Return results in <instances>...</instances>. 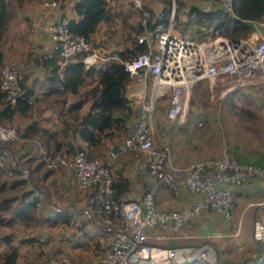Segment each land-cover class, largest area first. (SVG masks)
<instances>
[{"label": "crops", "instance_id": "obj_1", "mask_svg": "<svg viewBox=\"0 0 264 264\" xmlns=\"http://www.w3.org/2000/svg\"><path fill=\"white\" fill-rule=\"evenodd\" d=\"M76 1L62 0L54 6L45 4L44 0L12 1L13 13L1 42L4 60H16L22 65L25 85L40 91L41 98L39 105L34 103L26 111H16L12 118L3 120L18 125L21 135L8 144V155L12 160L29 164L32 178L23 179L19 173L9 175L0 169V224L6 230L0 235V264H9L5 256L11 246L18 249L14 264H35L44 257L60 253L77 256L83 264H92L113 236L103 229L96 216L91 188L78 186L73 167L50 168L45 164V153L55 149L70 154L73 146H81L91 155L100 154L105 161L115 158L114 173H121L130 180L126 194L130 198L140 197L151 189L159 206L182 207L191 204L197 196L187 187H182L179 193L174 194L167 186L147 176L140 160H123L120 156L126 151L117 153V157L120 155L118 158L111 154L110 158V152L117 149L124 134H115L113 138L105 136L97 147L81 136L78 125L93 103L91 88L98 82L97 72L86 78L84 84L79 86L78 93L62 91L56 89L59 85L56 86L50 79L52 66L46 65L42 59L44 53H51L53 49L49 25L62 14H68L71 19L80 17L75 9ZM183 2L182 5H186H181L178 12L181 32L185 33L183 36L186 38L197 39L202 34V20L196 18L191 7L214 9L222 5L217 0ZM162 4L161 0L151 2L152 8L156 10ZM250 23L248 35L263 38L264 14L258 19H251ZM7 35L12 36V39L6 43ZM102 55L92 65L99 67L106 62ZM79 59V56L68 60L59 57L58 63L63 66L68 61ZM149 78H152L150 74L145 80L139 72L133 73L127 81L126 92L133 112L130 120L132 125L135 124L142 100L148 95L146 85ZM80 99H84L81 107L72 109L71 103ZM30 125L33 130L26 134ZM166 135L169 140L170 134L166 132ZM185 147L176 153L179 148L173 146L171 161L186 163L191 152ZM41 184L43 186L39 187ZM32 196L39 203L31 207L29 212L32 217L24 221L19 218V212ZM263 218L264 179L254 177L239 187L232 219H226L214 207H208L185 224L188 236L179 235L171 227H166L160 230L165 234L164 237H155L152 231L149 239L159 246L199 245L207 240L202 235L203 226L212 223L213 233L222 234V238L214 243L216 252H210L208 258L194 264H248L262 253V245L254 236V225L255 220Z\"/></svg>", "mask_w": 264, "mask_h": 264}, {"label": "built area", "instance_id": "obj_2", "mask_svg": "<svg viewBox=\"0 0 264 264\" xmlns=\"http://www.w3.org/2000/svg\"><path fill=\"white\" fill-rule=\"evenodd\" d=\"M142 11V34L140 41L147 43V49L136 56L122 60L126 69L133 73L141 72L146 80L152 76L154 87L142 100L137 123L132 132L126 135L112 150V155L127 150H143L147 154L148 173L165 184L174 194L187 187L197 193L191 204L182 207H161L157 204L153 190L145 191L140 197L115 198L114 172L109 161L90 156L85 148H77L72 154L48 152L44 162L50 168L73 167L77 184L82 188H91L96 216L103 229L112 233L99 257L92 264H185L208 258L210 252H216L215 242L222 234H202L207 238L199 245L159 246L149 239L153 231L155 237H164V233L155 231L156 226H168L179 235L188 236L184 228L192 216L200 214L208 207H214L226 219H232L239 187L254 177L264 179V164L240 160L236 155L225 154L217 157L189 159L186 163L176 164L170 159L169 146H157L152 133V121L157 108V89L164 85L173 86L183 82L198 81L221 73H239L243 69L261 67L264 63V41L253 49L241 45L238 37L205 47L207 41L215 39L219 32L216 24L202 23L199 38H186L175 27L176 4H170L154 12L148 7V0H130ZM226 10H232L234 0H217ZM50 6L59 5L61 0H44ZM68 14H62L49 25L53 38V52H59L62 60L82 55L87 66L100 58V51L84 35L74 34L70 30ZM152 25L149 26V23ZM220 40H218L219 42ZM201 43V44H200ZM105 60L120 59L115 54H103ZM1 88L6 98L15 104L20 98L35 102L40 91L31 94L25 92L23 73L19 64L4 60L2 65ZM19 138L14 126H5L0 121V169L9 175L20 170L23 179L32 178L31 166L12 160L6 141ZM37 196V195H33ZM32 199L38 200L36 197ZM255 239L262 245V253L248 264L264 262V218L255 220ZM216 262V261H215ZM219 263V262H218ZM39 264H82L77 258L67 255H54L43 259Z\"/></svg>", "mask_w": 264, "mask_h": 264}, {"label": "rangeland", "instance_id": "obj_3", "mask_svg": "<svg viewBox=\"0 0 264 264\" xmlns=\"http://www.w3.org/2000/svg\"><path fill=\"white\" fill-rule=\"evenodd\" d=\"M152 1L148 0L146 3L154 12L156 9L152 8ZM161 1L163 4L157 10L167 7L171 2V0ZM182 3L185 2L175 0L176 14H178ZM109 6L112 12L116 14L101 24L91 40L102 54H112L127 46L132 41L133 36L135 37L140 33L137 24L143 18L142 11L136 8L130 0H109ZM119 11L122 12L118 13ZM175 27L182 35L185 34L181 32L178 15L175 18ZM222 29V27L219 28V32L215 34L216 38L207 41L204 46L210 48L217 43L220 44L222 41L231 39L227 35H222ZM238 38L241 40V45L251 49L264 41V37L254 38L248 34ZM11 39L12 36L7 35L6 43ZM218 40L220 41L218 42ZM5 60L19 64L23 70L18 61ZM248 71L249 69L245 68L239 73H221L204 77L198 81L189 83L186 81L173 86L164 85V87L158 88L157 108L152 121L155 144L160 147L169 146L171 152L173 146L174 148L177 147L179 149L176 148V153L181 147L186 146L185 149L191 152L188 160L217 157L225 154L243 156L251 158V160L264 159V63L261 67L254 68L251 73ZM148 81L146 87L147 93H150L154 84L152 78H149ZM40 98L36 100L35 105H39ZM0 121L5 126H14L18 134L20 133L17 124ZM136 123L137 119H135V125ZM166 132L170 134L169 140ZM163 138L166 142L163 141ZM6 142L11 144L14 141ZM93 156L104 160L100 154ZM120 157L131 162L134 159L140 160L145 174L154 178L148 173L147 165H145L147 154L143 150H128ZM114 159L111 158L109 161L112 164L113 172ZM42 186L41 184L39 187ZM196 216H192L190 220ZM166 227H170V222L168 226H156L155 231L163 230ZM3 232L6 230L0 224V235ZM59 255L67 254L60 253ZM67 256L77 258L82 263L77 256ZM43 259L35 264H39Z\"/></svg>", "mask_w": 264, "mask_h": 264}, {"label": "trees", "instance_id": "obj_4", "mask_svg": "<svg viewBox=\"0 0 264 264\" xmlns=\"http://www.w3.org/2000/svg\"><path fill=\"white\" fill-rule=\"evenodd\" d=\"M12 1L0 0V80L2 76L1 69L4 63V51L1 42L8 27L10 16L13 13L14 5ZM75 9L80 17L70 20V30L74 34L84 35L89 40H92L94 33L103 21L109 20L116 14L112 12L109 6V0H77ZM191 11L196 15L198 20H202L201 23L208 22L209 25L214 23L219 28L222 27V35H227L231 38L241 37L249 33L251 19H258L264 14V0H234L232 10H226L223 7L204 9L199 6H192ZM151 25L152 22L149 23V26ZM137 28L138 32L141 33L143 30L141 20L138 22ZM139 34L135 37L133 36L130 42L131 44H127L124 48L115 51L120 56V59L111 58L99 67L95 65L86 66V63L82 60V55H78L79 60L68 61L63 66L58 63V59L61 56L57 51L53 52L52 55L44 53L42 56L43 62L46 65L52 66L50 79L53 84H56V86L59 85L56 88L58 90H70L78 93L79 86L84 84L86 78L97 72L99 76L98 82L91 88L94 97L93 103L90 110L81 117L78 125L81 136L90 145L99 146V143L102 142V138L105 136L112 138L117 134H124L126 136L135 127V124L132 125L130 122L133 112L129 103L130 99L126 92L127 81L131 77V72L126 69L122 60L130 59L148 48L145 41L139 40ZM22 82L25 92L31 94L34 90L25 85L24 76ZM83 101L84 99H80L71 103L70 106L72 109L78 110L83 104ZM35 102L32 103L26 98H20L15 104H11L6 98V92L0 86V103L3 104L0 107V120L12 118L16 111H26ZM30 130H33L32 125L27 127L26 134ZM19 134L21 135V133ZM72 148L70 154L75 152L77 148L83 147L73 146ZM53 152L61 151L55 149ZM89 155L93 156L91 154ZM237 157L240 160L264 164V159L251 160V158H245L243 156ZM20 163L25 164L23 162ZM1 169L5 171V169ZM15 172L20 174V170L17 168ZM129 181V178L123 174L114 173L113 195L115 198L126 196L130 188ZM36 204H38L36 199L30 198V200L26 201L19 212V218L24 221L31 218L32 216L29 211ZM17 256L18 249L15 246H11L5 256V260L9 264H14ZM194 263H197V261L194 260L185 264Z\"/></svg>", "mask_w": 264, "mask_h": 264}, {"label": "water", "instance_id": "obj_5", "mask_svg": "<svg viewBox=\"0 0 264 264\" xmlns=\"http://www.w3.org/2000/svg\"><path fill=\"white\" fill-rule=\"evenodd\" d=\"M202 231H203L202 234H204V235H206V234H212L213 233L212 223H209L207 225H204Z\"/></svg>", "mask_w": 264, "mask_h": 264}]
</instances>
